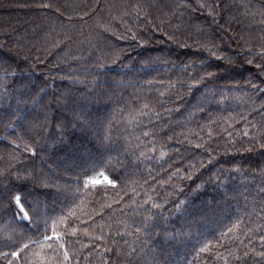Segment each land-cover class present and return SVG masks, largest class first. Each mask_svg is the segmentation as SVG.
I'll return each instance as SVG.
<instances>
[{
  "label": "trees",
  "instance_id": "1",
  "mask_svg": "<svg viewBox=\"0 0 264 264\" xmlns=\"http://www.w3.org/2000/svg\"><path fill=\"white\" fill-rule=\"evenodd\" d=\"M0 264H264V0H0Z\"/></svg>",
  "mask_w": 264,
  "mask_h": 264
},
{
  "label": "snow or ice",
  "instance_id": "2",
  "mask_svg": "<svg viewBox=\"0 0 264 264\" xmlns=\"http://www.w3.org/2000/svg\"><path fill=\"white\" fill-rule=\"evenodd\" d=\"M105 180H107V177H105ZM93 183H101V181H93ZM108 183H111V181H108ZM16 204L19 207L20 213L24 216L27 217V213L24 211V202L21 201L20 196H15L14 197ZM31 205H29V210H31Z\"/></svg>",
  "mask_w": 264,
  "mask_h": 264
}]
</instances>
